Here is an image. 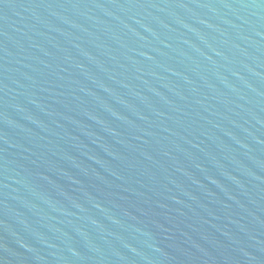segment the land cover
<instances>
[{"label":"water","instance_id":"water-1","mask_svg":"<svg viewBox=\"0 0 264 264\" xmlns=\"http://www.w3.org/2000/svg\"><path fill=\"white\" fill-rule=\"evenodd\" d=\"M0 264H264V0H0Z\"/></svg>","mask_w":264,"mask_h":264}]
</instances>
